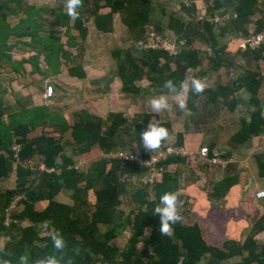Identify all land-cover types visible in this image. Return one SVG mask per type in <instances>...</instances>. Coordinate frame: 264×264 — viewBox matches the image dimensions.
<instances>
[{
    "label": "trees",
    "instance_id": "1",
    "mask_svg": "<svg viewBox=\"0 0 264 264\" xmlns=\"http://www.w3.org/2000/svg\"><path fill=\"white\" fill-rule=\"evenodd\" d=\"M214 0L208 5L206 14L196 22L198 34L202 40L209 43L212 52L205 53L194 49V33L191 22L179 15L169 12L162 7L163 15L155 20L153 17L155 0H83V8L79 10V18L73 20L71 27L78 32L80 42L87 40L89 29L86 22L93 20L95 27L103 33H111L115 28V16H120L121 22L128 29L132 41L125 48H116L112 56L117 62V78L122 84V91L128 94L141 92L139 82L147 80L149 86L164 90L166 80L172 79L177 85L178 91L181 82H187L189 75L192 78H200L208 84V72L218 73L221 68H235L226 62V49L219 46L218 36L224 35L230 27L235 32L244 36L247 31L249 17L256 11L257 0H240L233 6L232 12L236 15L226 20L224 25L213 22V11L217 8ZM15 4V5H14ZM108 10L105 11V9ZM45 8L27 4L26 0H0V65L9 64L16 70L21 67L23 57L12 59L9 49L12 44H7L9 35H29L33 41L36 52L26 58L34 69L46 74L57 73L61 65H65L71 57L58 34L41 36L38 33L42 27L41 13ZM53 10V9H52ZM25 13L19 22L10 27L6 22L8 14ZM59 22L68 27L70 18L64 13ZM162 17V18H161ZM166 19V20H165ZM153 26L154 30L163 37L167 34L174 36L177 51L171 52L164 48L147 47V33ZM264 29V20L257 21L256 32ZM67 39L65 44L77 46L76 37L66 29ZM241 55L249 61L258 62L264 59V43L255 50H240ZM42 55L47 64L45 69L38 63V57ZM62 59V60H61ZM5 64V65H4ZM8 68V67H7ZM67 73L70 76L85 78L86 72L81 62L67 65ZM242 80L237 77L238 86L231 83H222L218 80L207 87L202 94L187 91V109L189 119L196 129H203L209 124L219 109L233 110L237 105L235 92L243 87L250 91L251 105H258L256 98L262 78L257 72L246 70ZM208 76V77H207ZM1 95V92H0ZM264 104V102H263ZM218 109V110H216ZM57 110V109H56ZM3 110L0 108V180L15 173L13 189L2 190L0 188V245L1 239L17 233V238L7 241L3 247L5 258L16 264L17 257L21 254H29L34 264L36 258L53 251L52 241L48 234L42 236L39 225L43 221L50 222V227L59 229L67 242V252L73 256V264H197L206 258V264H221V261L235 255L242 256L239 264H264V245H259L254 239L257 232L264 231V216L252 227V230L243 244L234 241H226L222 248L207 245L202 235V229L198 224L187 225L184 222L173 225L171 236H161L159 229V215L153 214L154 207L159 203L160 197L167 191H178L179 199L184 197L181 193L180 177L176 173L168 172V165L175 162H184L181 155H172L160 162L163 172L156 184L150 188L134 183L135 178L141 176L145 169L136 161H123L120 157L109 160L100 159L92 163L87 170L79 169L74 161V156H82L99 148L109 156L119 146L118 137L130 135L129 147L137 146L143 159H149L157 155L168 146L165 140L161 147L153 153L145 151L141 145V132L145 130L149 121L161 120L159 115L151 113H139L132 122L121 112H113L104 119L87 111H81L72 126H68L60 114L51 113L46 107H33L28 109L20 118L7 115L6 122L2 120ZM51 126L59 129L58 139L40 134L29 138L28 134L45 120ZM154 119V120H153ZM168 128L169 136L173 133L172 124L163 121ZM134 129V130H133ZM68 132L62 141L63 134ZM121 134V135H122ZM264 136V118L260 110L250 113L248 120L241 119L240 129L230 137L229 144L232 147H240L252 136ZM168 136V137H169ZM183 135H177L176 143L182 145ZM13 145L19 146V151L12 150ZM175 146V145H173ZM65 147H70L71 154L66 153ZM132 149V148H131ZM212 151V150H211ZM38 156L39 164L46 170L36 169L31 161ZM211 156L214 155L211 153ZM257 166V175L264 180V152L254 155ZM37 164V165H39ZM109 164V170L106 169ZM125 178V179H124ZM133 184L132 199L137 201L138 210L133 219L127 223L132 229L125 247L115 245L120 231L125 230L123 224H115L118 207L122 204V196L125 192V182ZM238 182L236 175H229L213 183L211 196L218 199L226 196L230 188ZM64 190L72 191V206L57 202L55 197ZM96 198L95 211L88 213V193ZM16 201L14 209L9 214L8 225H5L6 211L10 204ZM46 202L42 210H36V202ZM14 207V208H15ZM26 225H21V224ZM109 229L102 232L103 227ZM151 231L146 243L152 248L151 256L145 260L139 252V244L146 231ZM78 253H73V249Z\"/></svg>",
    "mask_w": 264,
    "mask_h": 264
},
{
    "label": "crops",
    "instance_id": "2",
    "mask_svg": "<svg viewBox=\"0 0 264 264\" xmlns=\"http://www.w3.org/2000/svg\"><path fill=\"white\" fill-rule=\"evenodd\" d=\"M155 1L158 2L159 0H155ZM175 1L178 2L177 3L178 6L177 5L175 6L176 9L172 8L171 11H168L169 9L166 6H163L166 9L167 13L173 12L179 15L180 17H183L184 20L191 22V25L193 26V28H195L192 32L194 33L193 36L195 39V40L193 39L194 49L200 50L205 53L212 52L209 43H207L205 40H202L200 35L198 36V40H197L195 33H199L197 31L198 30L197 27L199 28L200 25L199 22L196 21L201 19L206 14V11L208 10V5L211 4L214 0H175ZM216 1H218L217 2L218 6L217 8L214 9L211 18H213L215 14H221L223 17L225 16V21H224L225 24L226 20L229 19L226 17L229 16L230 13H232L233 6L236 3L240 2V0H216ZM106 10H108V8H106L105 11ZM162 15H163V11L162 14H160L159 16L155 15L153 11V17H157V19H159L160 16ZM249 19L250 22H248L246 26L247 31H249V33L256 32L257 21L264 20V0H257L256 11L254 12L253 15H251V17H249ZM117 20L121 21L120 16L118 15L115 16V22H114L115 28L114 31L111 33H114L116 31ZM121 24L123 25L124 28H126V26L122 22ZM224 24H221V26ZM242 37L243 35L240 34V32L238 34V32H235L232 29H230V27H228L224 35L218 36L217 41L219 43V46L224 45L226 49L225 50L227 55L225 59L226 62L230 63V65L234 64V66H238L235 67L234 69L237 72L236 80L237 77L239 76V87H240V83H242L240 82V80H242L244 77L241 75H245L244 73L246 70H250L251 73L257 72L260 74L262 78V84L259 87L258 93L256 95V98L259 100L258 105L256 106L251 105L250 91L246 88L241 87L234 94V97L238 101L236 107L233 110H229L228 108L225 107L219 110L216 109L218 111L214 117V120H212L206 126H203L204 128L201 130L196 129L194 124L190 121L189 116L186 117L188 118L186 119L188 123L186 121L180 122L179 120H177L176 118V115L178 114L177 110L176 111L172 110L171 112H165L166 115H163V117L161 114L148 111L151 114L159 115L162 121H168L172 124L173 133L168 137V140L166 142L167 145H175L176 148L183 149L187 154L193 155V158L196 159H199L202 156L200 150L202 151L203 149H207L209 154L207 155L206 159H208V161L214 162V160H221V161H226V164H230L234 162L233 164L235 166L232 169L233 171L235 170L234 172H231L232 170L230 167L226 169H222L220 167L217 169V172L216 169L214 170L212 169L213 171L206 173L207 175L205 176L206 177V181H205L206 184L204 183L205 185H202L201 183L203 176L198 177L199 172L196 170L194 171L188 170L187 167L189 168V166L186 167V165L183 164L185 161L172 163L168 165V169H167L168 172L176 173L180 177L181 185L182 183H186L187 185V187L181 188V193L184 194V197L188 202V203L186 202L185 204L189 206L188 210L190 212L189 214L191 215L189 219L192 218L193 223H186L185 218H184V222L187 225L198 224L202 229V233H203L202 237L204 241L207 243V245L213 246L215 248H222L223 243L226 241H234L239 244H243L245 239L250 234L255 222L258 221L262 216H264V199H257L255 196V193L259 191L261 188L258 185L261 182V178H259L257 175L256 160L254 158V155L261 154L264 152V136L262 135L252 136L247 142H245L240 147H232L229 144L230 137L233 134H236L238 129H240L241 119L248 120L250 117V113L257 109L260 110L261 116L264 118V104H263L264 59H261L258 62L254 60L249 61L246 57H243L240 54L241 51H239V55L236 54L238 52L237 51L238 43L240 42ZM11 44L13 45L12 48L14 49V47L16 46L15 43L12 42ZM22 57L24 58L22 65L21 67H19L20 65H18L17 70L13 67L11 68L8 67L7 69L4 70L5 73L4 75L10 77L11 78L10 80H13L15 83L20 81L22 82H21V87H18V89L13 91L12 94L9 96L11 98H9L8 95H5L7 92V88L2 83L0 85V92H1L0 108L3 110V115H2L3 122H6L7 115L9 116L12 115L18 119L20 118L21 114H23L28 109H31L33 107H38V108L46 107L50 109L51 113L60 114L63 117V120L66 122V124L68 126H72L74 124V121L80 115L81 111H87L90 114H94L99 117H102L104 113H107L105 109H107L108 104H110V106L113 105V107L115 108H112V110L116 112V107H118V105H121L119 104L120 99L129 100L131 99L132 95L138 96L144 92V90L142 89V85H140L141 92L137 94L124 93L122 91V84L119 82L118 85H116L115 83L114 88L113 85H111V88L108 93L102 92L98 95L97 93L98 91L93 90L95 88L94 86H96L97 83L94 80H98V81L103 80V75L98 76L96 78L90 76L91 72L90 70H88L90 66L88 63H85L84 57H82L81 59L82 61L80 60V62L82 63L83 68L86 72V77L79 78V77L70 76L67 73V71H66L67 73L66 75L72 78L71 80L73 81H80V80L88 81L89 87L93 88L92 89L93 94L91 95V97L89 98L85 96L88 94L80 95L78 97L80 99L78 100L79 104L77 105L76 109H71L69 104L64 103L63 108H60V110L55 108L54 110L52 107H49L48 105L44 104V102L47 100H45L46 99L45 87H42L40 92L41 95L38 98L39 105L37 104L36 106L33 101V95L35 89H33L34 91H32L31 88L33 87V83H34L33 80H35L36 77L39 76L36 72L39 73L41 72L38 71V69L33 70L31 66V62H29L26 59L28 58L27 55L24 54ZM22 57L19 54L12 53V59L20 60ZM37 60L38 63L40 64V60L39 59ZM61 66L64 65L62 64ZM98 69L99 68H96V70ZM222 69L223 68H221L220 70ZM61 71L62 68L60 67V70L57 73H51L50 75L49 74L45 75L44 73H41L42 74L41 79L56 76L59 73H61ZM216 79L218 80V78ZM236 80L230 81L231 84L233 82H237ZM144 81L145 80L141 82ZM49 85L53 86L52 83H49ZM53 88H55V86H53ZM158 91L160 92L157 93L159 95L164 93L163 92L164 90L159 89ZM82 92L83 89L79 91V93ZM156 95L154 94L153 96ZM64 96H66V94ZM167 96L168 97L175 96V94L167 95ZM50 99L52 100V97ZM63 99L64 97L60 98V101H63ZM86 105H88L89 107L87 108ZM142 106L143 104H141V107ZM146 108L148 109L149 105ZM100 110H102L104 113L102 111L100 112ZM148 110L151 109L149 108ZM118 112H122V111H118ZM228 118L231 121V124H234V127H232L233 131L230 133L228 132L229 129L224 127ZM46 124L47 126H45ZM37 127H42V128L48 127L49 129H52V131L55 130L54 132H56L58 135L60 134L59 131H57V129L59 128L57 126H51L49 124V121L46 119L41 124H38L34 128V130L28 134L29 138L40 135V134H34L35 133L34 131L37 129ZM180 133L183 135L182 145H178L176 143L177 135ZM41 134L47 135L46 133H41ZM67 134L68 132H65L63 134V137L67 136ZM227 134L230 135L228 136ZM261 146L263 149L262 151L258 152V148H260ZM91 153H95V155H97L100 153L102 154L103 152L99 148H95L92 152L84 154L82 156L89 157ZM211 153L214 155L213 157L211 156ZM183 158L185 160H188V157H183ZM245 162H247V164L244 165ZM229 175L237 176L238 179L237 184L230 188L226 196L218 199H214L211 196L213 183ZM11 176L15 178V173L12 172L7 178L0 180V182L5 179H8ZM65 191L68 190L61 191L55 197V200L57 199V197H59V195L64 194ZM60 203L68 204L70 206L73 205L68 202H60ZM45 206H46L45 201L36 202L34 204L36 210H42ZM254 239L257 241L259 245H264V231L257 232L254 236ZM244 255H246L245 251L243 252V255H235L222 260L221 264H224V261L225 262L231 261L230 264H239L242 256ZM200 262H198L197 264H199Z\"/></svg>",
    "mask_w": 264,
    "mask_h": 264
},
{
    "label": "rangeland",
    "instance_id": "3",
    "mask_svg": "<svg viewBox=\"0 0 264 264\" xmlns=\"http://www.w3.org/2000/svg\"><path fill=\"white\" fill-rule=\"evenodd\" d=\"M27 4H32L36 7H42L45 8V10L41 13V20H42V24L41 25V29L38 30L39 35L41 36H49L52 34H58V36H60V40L64 43V47L66 48L67 51H70L71 53V57L70 59L67 60V62H65L64 66H61L62 71L61 73H59L56 76L53 77H47V78H42L41 79V73L36 72L39 76L36 77L35 80H33V87L31 88L32 91H34L33 89H35L34 95H33V101L34 104L37 106V104L39 105V101L38 98L41 95V88L42 87H46L49 85V83H52L53 86H55V88H53V94H52V100L51 99H46L47 101L44 102L45 105H48L49 107H52L54 110L55 108L59 109L63 108V104L67 103L69 104L71 109H76L78 103V100H80L78 97L82 94H88L85 95L86 97H91V95L93 94V90L94 91H98V95L102 92L108 93L111 85H114L116 83V85L119 84V79L117 78V62L115 60V58L112 56V51L116 48H123L125 49L130 42L132 41V38L130 36V33L128 31L127 28H124L123 25L121 24V21L117 20L116 22V31L114 33H103L98 31V29L95 27L93 20H90L88 22H86L85 24L87 25L88 29H89V33H88V37L87 40H85L83 43L80 42L79 37H78V32L77 30H75L73 27H71V24L73 22V20L70 18L69 23L67 24L69 28H66L64 25H62L59 20H61L62 14L65 13V9H63V3L62 0H26ZM177 1L173 0H159L158 2H156V4L154 6V13L155 15L159 16L160 14H162V7L166 6L169 10L171 11L172 8L176 9V5H177ZM15 5V4H14ZM178 6V5H177ZM53 9V10H52ZM26 14L25 13H16V14H8L6 16V22L9 24L10 27L14 26L15 24H17L20 20V18L24 17ZM119 15V14H118ZM155 20H157V17H154ZM162 18V17H161ZM68 29L70 34H72L73 36L76 37V40L78 41L77 46H72L70 44H65V41L67 39V34L65 33V30ZM153 26L151 27L150 30H148V32L151 30H153ZM170 34V33H169ZM167 34V46H170V49H172V42L173 39H175L174 36H171ZM161 36H163L161 34ZM160 36V38H161ZM195 36L198 40V33H195ZM163 38V37H162ZM170 40V42H169ZM195 40V39H194ZM15 43V47L14 49H9V53L12 56L13 54H19L21 57L25 54L27 56L33 55L37 50L36 48L33 46V41L31 40L29 35H15V34H11L9 35L8 39H7V44H11V43ZM169 42V43H168ZM198 42V41H197ZM199 44V43H198ZM18 49V50H17ZM82 57H84L85 63H88L90 68H88V70H90V76H92L93 78H96L98 76L103 75V80L98 81V80H94L96 83V86H94L95 88H91L89 87V83L88 81H73L71 80L72 78L68 77V75H66V69H67V65H73V64H77L78 62H80V60L82 59ZM40 60V66L41 68L45 69L47 67V64L45 63V61H43L42 55L39 56L38 58ZM62 60V59H61ZM82 61V60H81ZM7 67H10L9 64L5 65V66H1L0 65V85L1 83L7 88V92L5 95H8V97L12 94L13 91L17 90L18 87H21V82H17L15 83L13 80H10L11 78L8 76H5L4 74V70L7 69ZM96 68H99L98 70H96ZM100 70V72H99ZM236 75L237 72L235 71L234 68H229V69H225L223 68L222 70H220V73L218 72V74L209 71L208 72V76H209V82L207 84V87H209L210 85H213L214 83H216L218 78V81H221L222 79V83H231L230 81H235L236 80ZM207 76V77H208ZM43 77V76H42ZM216 77V78H215ZM225 77V78H224ZM190 78L191 76L189 75V77L187 78V82H190ZM2 79V80H1ZM29 80V79H27ZM232 84H234L235 86H238V83L233 82ZM138 85H142V89L144 90V92L138 96L132 95L131 99L129 100H123L120 99L119 100V104L118 107H116V112L118 111H122L121 113H123L128 119L129 122L131 123L132 120L139 115V113H149L146 107L149 105V101L152 97H154L153 95L160 93L157 89L150 87L147 82V80H145L144 82H139ZM84 87V88H83ZM206 87V88H207ZM39 88V89H38ZM83 89L82 93H79V91H81ZM89 91H88V90ZM93 89V90H92ZM181 92H183V90H181ZM154 93V94H153ZM66 94V96L64 95ZM163 94L165 95H172L169 94L168 92H164ZM185 99L187 98V92H183ZM161 95V94H160ZM174 95V94H173ZM156 96H159V94H157ZM64 97L63 101H60V98ZM108 97V96H106ZM4 98V97H3ZM11 98V97H9ZM169 102L172 103L175 99V96H169L168 97ZM51 100V101H50ZM86 100V99H85ZM121 101V102H120ZM88 103V101H87ZM91 104V103H89ZM88 104V105H89ZM141 104H143V106L141 107ZM54 105V106H53ZM86 105V107L88 108L89 106ZM113 105L110 106V104L107 105V109H105L107 111V113H104L102 110H100V112L102 111L104 114L102 117H104V119H107V117L110 115V113H113L114 110H112ZM173 110L176 111V109L173 107ZM177 115L176 118L177 120H179L180 122L186 121V117L189 116L190 112L189 110L185 109L183 112L177 111ZM163 117V115H166L165 112L164 113H160ZM154 120V119H153ZM188 123V122H187ZM47 126V124L45 125ZM224 127H226L228 130V132H232V127H234V124H231V121L229 120V118L227 119L226 124L224 125ZM204 128V127H203ZM45 129V130H44ZM134 130V129H133ZM44 131V132H41ZM55 131V130H54ZM52 131V129H49L48 127L42 128V127H37V129L33 132L34 134H41V133H46L48 136H52L56 139H58V137L60 135H58L56 132ZM122 133L120 132V136L117 138L119 141V146L117 148L116 151H113L112 154H110L109 156L105 155V153L103 152L102 154H97L95 155V153H91L89 157H85V156H74V161L76 163V166L79 169L82 170H87L92 163L99 161L100 159H104V160H109L112 158H117L121 156V153L123 154H129V153H137L139 152V149H137V146L134 145L132 147H129V143L131 140V136L130 135H121ZM228 136L230 134H227ZM67 137L70 136H65L64 138H62V141H64ZM64 139V140H63ZM132 148V149H131ZM262 146L260 148H258V152L262 151ZM65 151L66 153L71 154V149L70 147H65ZM257 151V150H256ZM201 153V158L196 159L193 158V155H189L186 152L180 155H185L183 157H188V160L184 159V165L189 166V168L187 167L188 170L191 171H198L199 172V176L201 177L203 176L202 179V185H205V181H206V173H209L211 171H213L214 169L218 168H222V169H226L228 167L231 168V170L233 169V167L235 166L233 163L230 164H226V161H221V160H214L213 161H208V159H206L207 155L209 153H207L205 156L202 154V151L200 150ZM206 159V160H205ZM38 156H35V159L33 161H31V165L36 169V166L38 168V171L43 169V165L38 163ZM39 164V165H37ZM247 164V162L244 163V165ZM210 165V166H209ZM233 165V166H231ZM243 165V166H244ZM109 164L107 165L106 169L109 170ZM211 167V168H210ZM210 168V170H209ZM213 169V170H212ZM235 169V168H234ZM49 171V170H48ZM235 171V170H234ZM233 170L231 172H234ZM47 172V171H46ZM202 172V173H200ZM15 178L13 176L9 177L8 179H5L3 181L0 182V188L1 189H10L14 187V180ZM125 179V178H124ZM136 180H134V183H138L137 182V178H135ZM209 180V179H208ZM210 181V180H209ZM208 182V181H207ZM205 183V184H204ZM209 183V182H208ZM126 186H125V192L122 196V204L120 207H118V214L115 217V224H123L126 226L125 230L120 231L119 233V237H117L116 241L114 242L115 245H118L119 247L123 248L126 246L127 241L129 239V237L132 235V229L131 227L127 224L129 222V220L133 219L134 214L136 213V211L138 210V203L137 201L132 199L131 193L133 192V184H131L130 182H125ZM184 184V185H183ZM259 187L261 186V182L258 184ZM182 187H187L186 183H182L181 185ZM71 195H72V191H65L64 194L59 195V197H57L56 201H60V202H68L70 204H74V201L71 200ZM71 198V199H70ZM19 200V197H16L15 202ZM182 206L180 207L179 211L181 214H184V218L186 219L185 222L186 223H193L192 218L189 219V217H191V215L189 214V210L187 204H185L187 202L185 197H182V199L180 200ZM88 204L86 205V211L88 213H93L95 211V204H96V198L94 196V194L91 192L88 193V200H87ZM188 203V202H187ZM20 209V207H15L14 210L18 211ZM6 218V217H5ZM1 221H3L2 219H0ZM21 225H26L21 224ZM38 228H40V232L41 235L44 236L47 234L46 231H44L41 228V225L38 226ZM51 228V227H50ZM108 227H103L102 228V232L108 230ZM150 233L151 231H146L142 237V241L139 244V252L141 254V256L143 258H145V260H148L151 256L152 253V248L149 244L146 243V240L149 239L150 237ZM17 238V233L14 232L12 233L10 236L2 238L1 239V245H5V243L7 241H13ZM231 261H224V264H230ZM199 264H206V258H203L201 260V262Z\"/></svg>",
    "mask_w": 264,
    "mask_h": 264
},
{
    "label": "clouds",
    "instance_id": "4",
    "mask_svg": "<svg viewBox=\"0 0 264 264\" xmlns=\"http://www.w3.org/2000/svg\"><path fill=\"white\" fill-rule=\"evenodd\" d=\"M62 3L63 9L66 10L64 14L67 17L72 20L79 18V10L84 6L83 0H62ZM232 13H230L229 18L233 17ZM163 87L168 90L169 94H175V99L170 103L168 96L165 94L152 97L149 101V108L152 112L157 114L171 112L173 107L177 111L183 112L187 108V102L183 92L191 91L195 94H202L207 87V83L200 78L194 77L190 82L180 83L179 88L183 89V92H181L178 91L174 81L168 79L164 82ZM168 136V128L164 126L162 120H157L156 122L149 121L145 130L141 132V145L145 151L153 153L161 147L162 142L167 140ZM255 196L257 199H264V190L257 191ZM179 197L180 193L178 191H167L161 195L159 203L153 209V214L159 215L158 231L162 237L171 236L173 233V225L183 222V217L179 211L182 206ZM41 228L46 231L50 237L53 251L50 254H45L42 257L36 258L34 264H73V256H70L66 250L67 242L61 230L50 228V222L47 220L42 222ZM4 252L5 248L0 245V254ZM73 253H78V249L74 248ZM30 261L31 258L29 254H21L17 257L16 264H30ZM0 264H13V262L3 255H0Z\"/></svg>",
    "mask_w": 264,
    "mask_h": 264
},
{
    "label": "built area",
    "instance_id": "5",
    "mask_svg": "<svg viewBox=\"0 0 264 264\" xmlns=\"http://www.w3.org/2000/svg\"><path fill=\"white\" fill-rule=\"evenodd\" d=\"M236 14L232 13V16L234 17ZM227 16V15H226ZM227 16L226 18H229ZM213 21L216 24H223L225 21V16L223 17L221 14H215L213 17ZM157 31L154 29L149 31L147 33V47H152V48H164L166 50H169L171 52L177 51L175 43L174 42H169L172 44L173 47L170 49V46H167V38L161 36ZM163 37V38H162ZM168 42V43H169ZM264 43V29L261 32L253 33L250 34L249 36L243 37L239 44L238 48L240 50H255L260 48V46ZM53 94V86L48 85L45 89V96L47 99H50ZM12 150L17 153L19 151V146L18 145H13ZM185 153L183 149L176 148L173 145L168 146L164 151L159 152L157 155H152L149 159H143L139 154H134V153H129V154H123L121 153L120 158L123 159V161H136L141 168H144L145 171L144 173L139 176L138 182L139 184H142L143 186H147L152 188L155 184L156 181L160 178L163 172V166H160V162L166 160L168 157L172 155H180ZM208 153L207 149L202 150V154L205 156ZM184 156V155H181ZM41 170H46L44 167ZM48 172V170H46ZM50 171V170H49ZM264 190V180L262 181L261 184V189ZM17 202L13 201L10 206L8 207L6 211V219H5V225H8L9 222V214L10 212L14 209L15 204Z\"/></svg>",
    "mask_w": 264,
    "mask_h": 264
}]
</instances>
